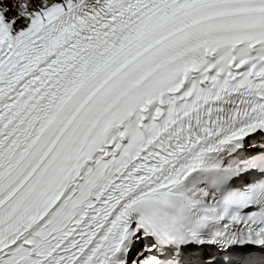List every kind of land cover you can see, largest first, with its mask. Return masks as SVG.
<instances>
[{
	"label": "snow or ice",
	"instance_id": "6c2138e0",
	"mask_svg": "<svg viewBox=\"0 0 264 264\" xmlns=\"http://www.w3.org/2000/svg\"><path fill=\"white\" fill-rule=\"evenodd\" d=\"M0 264H264V0H0Z\"/></svg>",
	"mask_w": 264,
	"mask_h": 264
}]
</instances>
